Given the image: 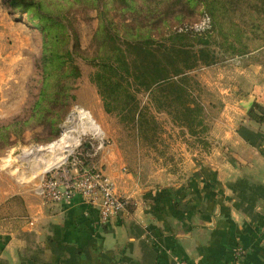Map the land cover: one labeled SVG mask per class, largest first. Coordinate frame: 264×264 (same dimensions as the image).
Listing matches in <instances>:
<instances>
[{
    "label": "crops",
    "instance_id": "crops-1",
    "mask_svg": "<svg viewBox=\"0 0 264 264\" xmlns=\"http://www.w3.org/2000/svg\"><path fill=\"white\" fill-rule=\"evenodd\" d=\"M2 48L0 60L13 56ZM245 69L225 82L217 113L202 107L201 134L181 124L176 153L151 175L133 169L114 140L101 147L96 167L127 202L108 223L80 196L43 201L35 174L1 165L0 264H264V125L248 116L264 108V67ZM88 115L95 129L99 117Z\"/></svg>",
    "mask_w": 264,
    "mask_h": 264
},
{
    "label": "trees",
    "instance_id": "trees-1",
    "mask_svg": "<svg viewBox=\"0 0 264 264\" xmlns=\"http://www.w3.org/2000/svg\"><path fill=\"white\" fill-rule=\"evenodd\" d=\"M7 3L11 11L22 13L23 21L38 33L41 48L36 61L37 92L23 115L0 124V151L13 147L26 131L38 127L47 134V142L60 136V126L75 99L74 84L81 77L76 57L93 67L90 81L105 112L117 114L122 122L137 129L139 137L156 134L158 124L149 107L169 115L177 112L189 134L198 136L205 130L203 108L192 96L191 88L200 84L191 72L219 63L213 44L223 55H247V34L264 30V0ZM80 11H95L98 20L90 54L82 49L72 28V20ZM203 15L210 20V28L197 32L193 25ZM142 93L148 95V106L141 105ZM248 116L264 125V108L255 105ZM96 147V141L83 139L77 154L84 166H96Z\"/></svg>",
    "mask_w": 264,
    "mask_h": 264
},
{
    "label": "rangeland",
    "instance_id": "rangeland-1",
    "mask_svg": "<svg viewBox=\"0 0 264 264\" xmlns=\"http://www.w3.org/2000/svg\"><path fill=\"white\" fill-rule=\"evenodd\" d=\"M71 13H68V17L72 16ZM74 18L72 28L79 36L82 49L90 54L92 38L98 26L96 12L80 11ZM23 20L25 16L22 13L14 9L11 11L7 0H0V44L6 47L2 48V53L3 55L13 54L11 57L0 60L1 125L23 115L37 92L39 77L36 61L40 55L41 45L37 42L38 33ZM209 22L210 20L205 15L199 16L193 25L194 30L203 32L210 28ZM263 32L264 30L247 34L250 39L246 40L250 52L243 56L223 55L219 52L218 46L213 44L212 47L218 52L220 58L219 63L209 67H200L191 72L200 84V87L191 88L192 96L202 107L214 106L215 109L212 111L217 113L219 104L221 105V90L226 87L225 82L231 80L230 82L234 84L236 75L240 76L236 74V68L245 69L246 66L253 65V70L258 72L264 67ZM75 63L81 70V77L74 84L75 99L72 102L70 113L60 126V136L47 142V134L41 127H38L33 131H26L21 141L13 147L0 151V166H5L6 172L7 170L14 171L17 166H21L18 172L23 177H28V175L31 177L35 174L33 177V180L37 181L35 192L39 197H42L39 193L42 183L41 175L51 167L53 170L67 168L70 160L66 159L71 157L68 154H77V150L86 137L96 141L97 146L99 144L105 146L114 140L119 149L128 156L129 164L133 169L137 172L143 170L144 175H151L153 171L161 167L162 158H169L172 152L176 153L179 141L176 142L174 138L182 137L181 132L186 130L185 122L177 112L169 115L164 110L156 112L149 107V112L158 124L156 134L153 136L150 133L146 137H139L137 129L122 122L117 114L105 112L97 89L90 81V76L94 72L93 67L81 57H76ZM256 64L258 67L255 66ZM139 99L142 106H148L147 94H140ZM89 110L94 111L99 117V121L97 120L99 126H94L95 129L91 128L93 119L88 115ZM184 115L181 114L182 117ZM169 122L177 127L172 129ZM181 124L184 125L185 130L179 129ZM100 149L96 148L95 151H101L103 147ZM49 159L51 161L46 163Z\"/></svg>",
    "mask_w": 264,
    "mask_h": 264
},
{
    "label": "built area",
    "instance_id": "built-area-1",
    "mask_svg": "<svg viewBox=\"0 0 264 264\" xmlns=\"http://www.w3.org/2000/svg\"><path fill=\"white\" fill-rule=\"evenodd\" d=\"M101 147L102 144H99L96 148ZM68 156L71 157L66 159L70 160L67 168L53 170L51 167L41 175L39 193L43 200L48 203H67L80 196L86 203L98 207L103 223H108L111 218L125 210L126 200L115 192L112 182L102 170L96 166H84L78 154L69 153ZM243 253L242 249H237L236 258H240ZM176 264L188 263L178 261Z\"/></svg>",
    "mask_w": 264,
    "mask_h": 264
},
{
    "label": "water",
    "instance_id": "water-1",
    "mask_svg": "<svg viewBox=\"0 0 264 264\" xmlns=\"http://www.w3.org/2000/svg\"><path fill=\"white\" fill-rule=\"evenodd\" d=\"M252 103H253V101H252V99H251V100H249L248 102H246V103L244 104V107L247 108V109H249V108H251Z\"/></svg>",
    "mask_w": 264,
    "mask_h": 264
}]
</instances>
